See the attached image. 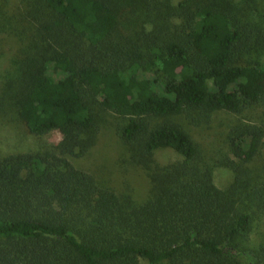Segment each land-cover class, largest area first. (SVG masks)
<instances>
[{"label": "trees", "instance_id": "trees-1", "mask_svg": "<svg viewBox=\"0 0 264 264\" xmlns=\"http://www.w3.org/2000/svg\"><path fill=\"white\" fill-rule=\"evenodd\" d=\"M24 1L50 20L11 58L0 113L15 106L30 133L62 138L0 158V264H264L250 237L264 183L243 170L264 159V0H143L153 8L136 19L132 0ZM103 110L146 168L144 196L73 161ZM188 120L213 123L206 147ZM165 149L180 158L159 162ZM217 167L234 172L229 186Z\"/></svg>", "mask_w": 264, "mask_h": 264}, {"label": "rangeland", "instance_id": "rangeland-1", "mask_svg": "<svg viewBox=\"0 0 264 264\" xmlns=\"http://www.w3.org/2000/svg\"><path fill=\"white\" fill-rule=\"evenodd\" d=\"M176 1L180 0H174L173 3L175 4ZM142 2L144 1L132 0L129 5L125 6L130 7L133 4L132 6L136 9L134 13L136 16L133 19H136L139 15L144 17L145 9L143 6L152 4L153 8L151 1L145 2L144 5H142ZM25 6L26 3L23 0H0V20L2 21L7 16L6 26L5 28L2 26L4 23L2 21L1 27H3V31H0V85L6 70L11 68V58L16 54L21 53L23 55L28 46V39L36 36L39 31L47 33L46 27L50 20L47 9L38 3L36 11L27 14ZM257 10L244 7L240 15L243 16V19L246 18L248 20L251 18L261 21V15L257 13ZM127 12L129 13V9H127ZM123 13L126 18L128 14ZM28 31L32 32V35H28ZM102 114L104 116L103 120L98 123L95 145L85 156L73 158V161L77 166L109 180V183L121 188L122 191L135 192L140 196L146 195L145 193L149 189V182L144 164L131 159V153L127 150L128 145L124 144L119 138V122L113 113L103 110ZM187 123L189 132L202 147H206V144L213 140L211 137L213 134L211 129L213 123H211L210 127L206 125L197 126L189 122V120ZM217 124L219 126V122L214 123V125ZM61 138L62 133L59 130L51 131L43 136L30 133L15 106L5 105L2 113H0V158L11 153L40 150L45 142L56 143ZM205 150L209 152V150ZM156 157L159 162L164 164L180 158L171 149L159 151ZM263 162L264 159L258 157L251 162L243 164V170L248 168L250 171V174L245 175L244 179L252 178L254 186H259L261 182L264 183L263 169H260L261 167L264 168L262 166ZM233 179L234 172L231 169L217 167L214 171V181L221 188L229 186ZM250 237L254 245L264 243L263 214L255 219ZM141 264L151 263L147 260H142Z\"/></svg>", "mask_w": 264, "mask_h": 264}]
</instances>
